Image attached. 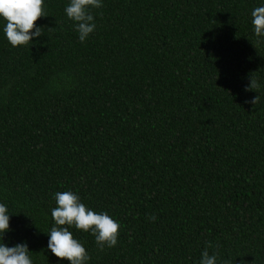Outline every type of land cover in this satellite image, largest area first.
<instances>
[{
  "label": "trees",
  "instance_id": "trees-1",
  "mask_svg": "<svg viewBox=\"0 0 264 264\" xmlns=\"http://www.w3.org/2000/svg\"><path fill=\"white\" fill-rule=\"evenodd\" d=\"M68 2L45 0L26 46L0 20L4 240L69 264L46 232L54 194L72 190L121 224L103 251L70 229L89 264H199L204 249L264 264L262 0H104L84 43Z\"/></svg>",
  "mask_w": 264,
  "mask_h": 264
},
{
  "label": "clouds",
  "instance_id": "clouds-1",
  "mask_svg": "<svg viewBox=\"0 0 264 264\" xmlns=\"http://www.w3.org/2000/svg\"><path fill=\"white\" fill-rule=\"evenodd\" d=\"M44 4L45 0H0V20L4 21L3 33L12 47L29 45L33 38L44 34L42 27L35 24L38 18L48 15ZM103 6L104 0H69L64 12L73 22L81 43L86 42L97 28L93 10ZM251 17L255 35L264 37V0L252 10ZM255 101L256 98L252 103ZM54 199L56 207L51 212L54 224L46 232L49 236L47 249L61 258V261L66 259L69 264H89L91 260L84 242L74 236L70 230L72 228L90 232L101 251L117 245L121 228L118 219L107 211L97 212L87 206L79 194L72 190L57 191ZM11 214L8 205L0 202V264H34L27 243L20 242L9 246L4 240L5 233L10 231ZM199 264H219L218 254H210L204 249Z\"/></svg>",
  "mask_w": 264,
  "mask_h": 264
}]
</instances>
